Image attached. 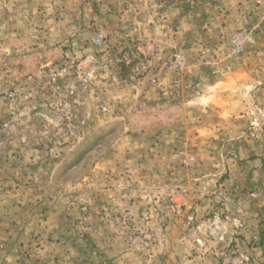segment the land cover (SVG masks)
Wrapping results in <instances>:
<instances>
[{"label": "rangeland", "instance_id": "obj_1", "mask_svg": "<svg viewBox=\"0 0 264 264\" xmlns=\"http://www.w3.org/2000/svg\"><path fill=\"white\" fill-rule=\"evenodd\" d=\"M0 264H264V0H0Z\"/></svg>", "mask_w": 264, "mask_h": 264}]
</instances>
